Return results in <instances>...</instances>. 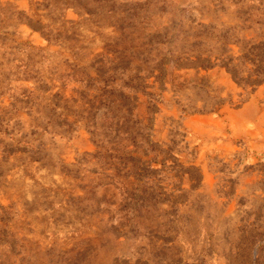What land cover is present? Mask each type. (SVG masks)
Listing matches in <instances>:
<instances>
[{
	"label": "rangeland",
	"instance_id": "rangeland-1",
	"mask_svg": "<svg viewBox=\"0 0 264 264\" xmlns=\"http://www.w3.org/2000/svg\"><path fill=\"white\" fill-rule=\"evenodd\" d=\"M262 49L264 0H0V264H264Z\"/></svg>",
	"mask_w": 264,
	"mask_h": 264
},
{
	"label": "trees",
	"instance_id": "trees-1",
	"mask_svg": "<svg viewBox=\"0 0 264 264\" xmlns=\"http://www.w3.org/2000/svg\"><path fill=\"white\" fill-rule=\"evenodd\" d=\"M251 62H253L255 66V70L253 71L252 75H261V77L263 78V80L261 81L262 83L259 81L258 78L252 79V77L248 78L247 80H239L238 77L235 75V73H233V77L239 85L242 82H245L244 83L245 85H250V86H257L264 83V50L262 49V53L259 56L258 61H256V59H253Z\"/></svg>",
	"mask_w": 264,
	"mask_h": 264
}]
</instances>
